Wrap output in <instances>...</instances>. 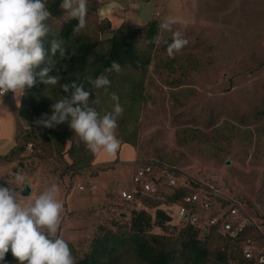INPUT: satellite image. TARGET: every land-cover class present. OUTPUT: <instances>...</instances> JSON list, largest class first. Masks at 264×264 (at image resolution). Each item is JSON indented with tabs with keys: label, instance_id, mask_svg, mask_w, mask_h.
I'll return each instance as SVG.
<instances>
[{
	"label": "rangeland",
	"instance_id": "obj_1",
	"mask_svg": "<svg viewBox=\"0 0 264 264\" xmlns=\"http://www.w3.org/2000/svg\"><path fill=\"white\" fill-rule=\"evenodd\" d=\"M156 3L160 23L174 19L173 30L189 43L170 57L164 42L172 32L161 30L148 70L131 71L147 80L150 96L137 120L131 119L138 131L136 143L120 141L114 155L95 152L92 165L79 174L67 169V156L41 138L37 147L29 143L22 164L0 161V185L8 186L9 181L17 188L21 205L58 185L57 198L64 203L58 235L76 247L78 258L89 250L99 225L130 223L135 207L119 192L131 186L137 165L147 160H163L180 176L235 200L264 235V0ZM148 8L135 7L128 23L147 22L148 14H138ZM61 23L56 19L53 27ZM94 27L92 17L83 31L95 35ZM15 114L0 113V155L15 147L22 128L29 129L27 113L18 108ZM69 144L66 141L65 148ZM16 174L30 184V195L19 190ZM153 232L176 236L179 229L173 223L167 230L155 226Z\"/></svg>",
	"mask_w": 264,
	"mask_h": 264
},
{
	"label": "trees",
	"instance_id": "obj_2",
	"mask_svg": "<svg viewBox=\"0 0 264 264\" xmlns=\"http://www.w3.org/2000/svg\"><path fill=\"white\" fill-rule=\"evenodd\" d=\"M60 3L61 0H49L52 31L55 34L54 20H62L59 35L65 40L69 52L75 54L66 60L58 56L54 58L56 64L49 75H60L58 84L46 85L37 78L34 86L27 88L20 108L27 113L29 129H21L15 147L10 152L0 155V161L4 163L18 161L22 164L24 159L22 155L29 143H34L37 147L41 138L42 141L51 144L58 153L67 156V169L79 174L92 165L94 153L88 150L78 135L76 136L68 122L46 128L36 121L48 119L53 110L52 105L66 95L61 86L75 82L92 92L90 103L97 97L100 98V104L92 106L101 115L112 110L111 94H118L124 107V113L118 121L120 130L118 138L123 143H136L138 131L136 127H132L131 119L137 120L139 108L149 101L150 96L147 92V80L134 76L131 71L148 70L153 61V51L157 47L161 23L157 17H153L144 24H122L111 36L102 38L100 33L111 30L113 24L109 19L100 18L98 13L100 0H88L87 23L94 18L95 35L86 30L75 32L77 20L65 23ZM51 38L50 35L46 39V46ZM170 43L172 38L164 42L166 50ZM113 61L120 63L119 73L105 71ZM101 74L108 75L112 81L107 92L94 89L90 83V78ZM66 141H70L68 148L64 146ZM153 162L160 166H168L171 175L179 179L185 178L180 176L174 165L163 160ZM203 186L210 188L191 179H186L185 183L180 181V185L176 186L169 185L168 181L163 179L157 194H142L141 191L136 193L145 207H139L136 202L123 199L120 191L121 199L135 207L130 223L99 225L97 234L83 257L78 258L76 247L69 244L77 264H256L255 260L247 258L242 250L247 236H253L263 244L264 235L255 224L250 225L246 232L237 238L225 233L221 222L209 226L176 224L179 229L176 236L153 232L155 226L167 230L170 224H173L174 218L164 209L165 204L181 203L187 194ZM219 199L225 206L231 204L230 201ZM6 264H19L18 258L14 257L11 251L6 255Z\"/></svg>",
	"mask_w": 264,
	"mask_h": 264
},
{
	"label": "clouds",
	"instance_id": "obj_3",
	"mask_svg": "<svg viewBox=\"0 0 264 264\" xmlns=\"http://www.w3.org/2000/svg\"><path fill=\"white\" fill-rule=\"evenodd\" d=\"M49 0H0V97L10 90L19 98L31 88L37 78L46 85L55 86L60 75H49L56 64L54 58L70 59L65 40L59 35L61 27L52 31V12ZM65 23L77 20L74 31L87 27L88 0H61ZM176 23L168 19L161 23L163 31L172 32V43L167 47L170 57L178 54L188 39L178 30ZM52 36L46 46V39ZM38 70V71H37ZM108 73H119L121 65L113 61ZM96 90L105 92L111 87L108 75L90 78ZM66 93L52 105L48 119L36 121L46 128L68 122L89 151L103 150L116 154L120 140L116 135L118 121L124 113L120 97L111 94L112 110L103 115L92 104H100L97 97L91 101L92 92L82 84L73 82L61 86ZM19 190L25 188L23 176L16 174ZM59 187L52 184L27 205L18 202L17 188L0 185V264H6V255L11 251L19 264H77L69 242L58 235L64 210L63 201L57 198Z\"/></svg>",
	"mask_w": 264,
	"mask_h": 264
},
{
	"label": "built area",
	"instance_id": "obj_4",
	"mask_svg": "<svg viewBox=\"0 0 264 264\" xmlns=\"http://www.w3.org/2000/svg\"><path fill=\"white\" fill-rule=\"evenodd\" d=\"M7 93L13 94L11 90ZM29 147L31 149L32 144ZM164 166L149 160L137 165L132 177V186L122 189L120 192L122 198L136 202L139 207H145L144 202L137 198V192L141 191L142 194L155 195L159 191V184L163 179L173 186L180 185V181L185 183L186 179L189 180L188 177L179 179L171 175L168 166ZM79 187L80 189L85 188L83 184ZM219 198L230 201L231 204L225 206L220 202ZM164 209L173 216L172 223L177 225L191 223L209 226L221 222L223 231L233 238L239 237L246 232L250 225L255 224L252 218L241 212L240 204L221 195L213 187L207 188L203 186L200 189L191 191L184 197L183 202L165 204ZM242 250L244 255L247 258L254 259L256 264H264V246L253 236L245 238Z\"/></svg>",
	"mask_w": 264,
	"mask_h": 264
},
{
	"label": "crops",
	"instance_id": "obj_5",
	"mask_svg": "<svg viewBox=\"0 0 264 264\" xmlns=\"http://www.w3.org/2000/svg\"><path fill=\"white\" fill-rule=\"evenodd\" d=\"M100 1H101V6L98 9L99 16L101 19H109L112 22L113 27L116 25L120 26L122 24H144V23H136V22L128 23V18L130 16V13L132 12V10L135 9V7H139V6H143L147 8L149 6L150 7L148 8L149 10L147 9V11H145L146 13H142V14L140 13L138 14V16L140 15L145 16V14L146 15L148 14V16H150L148 21L151 18L156 17V14L154 13V8L155 6L156 7L158 6V4L156 3L157 0H100ZM114 32L115 31L112 28L111 30H108L103 33L108 34V33H114ZM26 91H27V88L25 90V93ZM24 95L17 98L14 95V93L4 94L3 97H0V113L9 112L13 115V117H17L15 116L16 115L15 111L18 108L20 110ZM17 136L18 134H16V138ZM263 246H264V243H263Z\"/></svg>",
	"mask_w": 264,
	"mask_h": 264
},
{
	"label": "water",
	"instance_id": "obj_6",
	"mask_svg": "<svg viewBox=\"0 0 264 264\" xmlns=\"http://www.w3.org/2000/svg\"><path fill=\"white\" fill-rule=\"evenodd\" d=\"M27 185H25V188L21 190L23 195H30L32 192V187L30 186V184L26 183Z\"/></svg>",
	"mask_w": 264,
	"mask_h": 264
}]
</instances>
